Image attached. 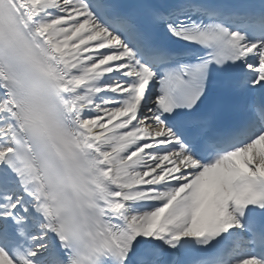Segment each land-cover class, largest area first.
Wrapping results in <instances>:
<instances>
[{
	"label": "snow or ice",
	"instance_id": "6c2138e0",
	"mask_svg": "<svg viewBox=\"0 0 264 264\" xmlns=\"http://www.w3.org/2000/svg\"><path fill=\"white\" fill-rule=\"evenodd\" d=\"M0 264H264V0H0Z\"/></svg>",
	"mask_w": 264,
	"mask_h": 264
}]
</instances>
